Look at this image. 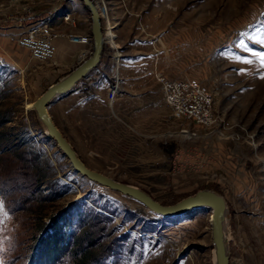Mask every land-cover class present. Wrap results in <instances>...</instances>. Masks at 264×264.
<instances>
[{
  "label": "rangeland",
  "instance_id": "1",
  "mask_svg": "<svg viewBox=\"0 0 264 264\" xmlns=\"http://www.w3.org/2000/svg\"><path fill=\"white\" fill-rule=\"evenodd\" d=\"M92 2L101 57L47 106L54 125L87 168L160 205L220 195L229 264H264V0ZM90 21L80 0H0V264H215L211 211L154 213L45 136L31 103L79 63H53L55 39L91 41ZM44 24L56 53L37 61L15 39ZM164 81L193 82L210 122L175 114Z\"/></svg>",
  "mask_w": 264,
  "mask_h": 264
},
{
  "label": "water",
  "instance_id": "2",
  "mask_svg": "<svg viewBox=\"0 0 264 264\" xmlns=\"http://www.w3.org/2000/svg\"><path fill=\"white\" fill-rule=\"evenodd\" d=\"M88 10L90 23V43L91 50L89 56L71 69L65 76L59 78L56 82L48 85L44 91L31 103L36 117L42 124L47 138H51L56 148L67 159L73 172L83 176L92 182L98 183L104 187L120 192L121 194L130 196L142 205L147 207L154 213L162 215H177L188 210L208 209L211 211V243L214 249L215 264H229L226 252L223 248L222 239V214L225 210V202L223 198L213 191L201 189L190 196L180 199L176 203L164 206L152 200L147 194L139 189L122 184L87 168L76 156L69 143L62 136L60 131L54 125L50 115L47 113V106L54 98L69 92L72 87L84 78L99 62L104 37L101 32L99 15L92 0H80ZM76 36H72V40H77Z\"/></svg>",
  "mask_w": 264,
  "mask_h": 264
},
{
  "label": "built area",
  "instance_id": "3",
  "mask_svg": "<svg viewBox=\"0 0 264 264\" xmlns=\"http://www.w3.org/2000/svg\"><path fill=\"white\" fill-rule=\"evenodd\" d=\"M49 37L45 24L39 27L31 26L21 35H17L15 43L25 48L32 59L46 61L53 57L55 51ZM70 38L72 39V37ZM187 89L190 90L189 93H187ZM162 90L165 102L173 108L175 114L191 116L203 123L210 122L206 113L201 115L199 110L195 109L196 106L207 101V96L193 82H186L185 85L178 86L175 82L164 81Z\"/></svg>",
  "mask_w": 264,
  "mask_h": 264
},
{
  "label": "crops",
  "instance_id": "4",
  "mask_svg": "<svg viewBox=\"0 0 264 264\" xmlns=\"http://www.w3.org/2000/svg\"><path fill=\"white\" fill-rule=\"evenodd\" d=\"M66 28H68V27L66 26ZM68 30H69L68 33L72 34L71 36H76L78 39L74 41L70 37H68V36L66 37L65 33H64V35H60L58 38H56L55 39V45L57 47V53L59 52V54H61V56L60 57L58 56L59 58L55 57L54 59H52L53 63L54 62L56 63L57 61L61 60L62 58H65L64 60H66V61L74 60V61H77L80 63L81 61H83L84 59H86L89 56V53L91 50V43H90V41L87 42L88 40H86V37H88V34L81 32V31H77V30H71V29H68ZM121 33H124V31L121 30V32H120L118 30L117 35L119 38L117 41L119 44L124 43L126 41V38H127V36L123 37V35L121 37ZM81 37H83L85 40L82 39ZM73 68L74 67H72L71 69H73ZM65 75H63V76H65Z\"/></svg>",
  "mask_w": 264,
  "mask_h": 264
},
{
  "label": "bare ground",
  "instance_id": "5",
  "mask_svg": "<svg viewBox=\"0 0 264 264\" xmlns=\"http://www.w3.org/2000/svg\"><path fill=\"white\" fill-rule=\"evenodd\" d=\"M96 10H97V13H98V15H99V11H98V9H97V7H96ZM103 33V32H102ZM54 49H55V51H54V55H55V53H56V47L54 46ZM54 55H53V57H54ZM48 113V112H47ZM207 191H209V190H207ZM211 216H212V213H211ZM211 216H210V218H209V224L211 223ZM224 216H225V210L223 211V214H222V221H221V227H222V239H223V248H224V251L226 252V244H227V233H226V228H225V221H224ZM214 260H215V256H214Z\"/></svg>",
  "mask_w": 264,
  "mask_h": 264
},
{
  "label": "trees",
  "instance_id": "6",
  "mask_svg": "<svg viewBox=\"0 0 264 264\" xmlns=\"http://www.w3.org/2000/svg\"><path fill=\"white\" fill-rule=\"evenodd\" d=\"M63 217V216H62ZM52 228H54V227H52ZM52 231H53V233H56L55 231H54V229H52ZM53 233H51V235H49V236H51L50 237V239H47V243L48 244H51V245H56V244H58V239H55V237H56V235L55 234H53ZM43 238H49V237H43Z\"/></svg>",
  "mask_w": 264,
  "mask_h": 264
},
{
  "label": "snow or ice",
  "instance_id": "7",
  "mask_svg": "<svg viewBox=\"0 0 264 264\" xmlns=\"http://www.w3.org/2000/svg\"><path fill=\"white\" fill-rule=\"evenodd\" d=\"M261 63H262V66H264V58H262V61H261Z\"/></svg>",
  "mask_w": 264,
  "mask_h": 264
}]
</instances>
